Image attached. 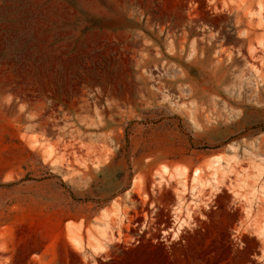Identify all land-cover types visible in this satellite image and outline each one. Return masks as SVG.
<instances>
[{
    "label": "rangeland",
    "instance_id": "rangeland-1",
    "mask_svg": "<svg viewBox=\"0 0 264 264\" xmlns=\"http://www.w3.org/2000/svg\"><path fill=\"white\" fill-rule=\"evenodd\" d=\"M0 264H264V0H0Z\"/></svg>",
    "mask_w": 264,
    "mask_h": 264
}]
</instances>
